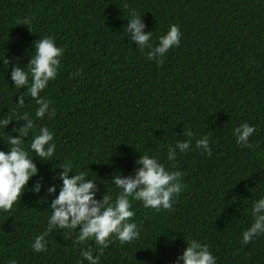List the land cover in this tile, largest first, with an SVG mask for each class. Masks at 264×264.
I'll use <instances>...</instances> for the list:
<instances>
[{"label":"trees","instance_id":"1","mask_svg":"<svg viewBox=\"0 0 264 264\" xmlns=\"http://www.w3.org/2000/svg\"><path fill=\"white\" fill-rule=\"evenodd\" d=\"M133 9L153 46L170 25L179 26V44L159 63L125 32ZM45 36L63 54L55 79L38 94L48 99L49 112L36 118L38 106L10 74L12 66L27 65L34 42ZM4 54L0 119L20 118L0 125V150L11 147L8 135L17 136L25 123L22 112L34 124L22 147L28 151L41 126L52 131L56 147L50 161L34 157L37 174L17 204L0 210V264H77L89 248L99 264H174L190 239L206 244L216 264H264V234L242 243L252 202L264 195V0H0ZM21 96L25 103L17 107ZM245 121L257 129L252 148L237 145L232 134ZM202 135L211 155L195 146ZM186 139L189 150L168 161L169 146ZM144 154L179 169L184 187L169 209L131 201L137 239L121 243L113 236L101 249L93 239L76 241L77 230L45 233L55 195L47 189L59 190L58 166L85 171L100 199L104 191L115 194L111 176L133 175ZM37 183L40 191H31ZM40 234L46 248L34 252L31 242Z\"/></svg>","mask_w":264,"mask_h":264},{"label":"clouds","instance_id":"2","mask_svg":"<svg viewBox=\"0 0 264 264\" xmlns=\"http://www.w3.org/2000/svg\"><path fill=\"white\" fill-rule=\"evenodd\" d=\"M23 23L27 24V20ZM145 25L141 16L130 10V18L127 19L125 32L130 34L131 41L143 50L149 48L146 53L149 59L161 57L170 47H175L180 42L181 32L179 26L172 24L168 30L157 37V43L149 44L152 32L143 31ZM34 53L24 68L12 66L11 80L16 88H25L28 95L33 98L38 106L34 116L42 118L49 112V101L46 97L38 95L44 90L48 82L55 79L60 64V57L63 49L55 45L53 38L45 36L36 40L33 44ZM0 62L7 64L5 57H0ZM27 68V71L25 70ZM80 74L78 69L76 75ZM29 77L31 78L29 81ZM25 103L24 96L18 98L17 107ZM25 123L17 129V136H9L8 143L11 145L7 151L0 150V210L7 211L17 204L25 190L28 181L37 174L38 168L34 157L41 161H50L54 155L55 143L53 133L47 126H41L38 132L32 133L28 154L22 144L25 136H28L33 129V119L27 113H21ZM0 119V125H8L10 121L19 119ZM254 125L243 122L232 129V134L237 145L252 148L249 137L256 131ZM194 132L191 128L185 127V136L192 138ZM190 139L183 142L176 141L169 146L167 160L174 161L177 151L184 152L190 148ZM195 146L205 154L211 155L212 149L209 145V137L202 135L195 140ZM259 155L264 156V153ZM136 163L139 165L133 175L116 173L109 180L115 194L103 192L100 199H96L99 191L97 183L86 178L85 171L73 172L71 164L58 166L62 169L58 177L61 181L57 192V185L48 187L49 194H55L48 208L50 214L47 217L45 233L54 227L61 229L77 230L76 241L84 242L93 239L96 244L106 247L109 238L113 237L121 243L131 242L140 235L139 228L134 220L135 215L131 207V201H140L144 208H152L159 211L161 208L169 209L175 202L174 197L183 189L181 182L183 173L177 170L166 169L156 157L148 154L138 155ZM41 185L35 184L31 191L39 192ZM131 198V199H130ZM251 224L242 231V243L247 244L253 238L264 234V195L255 199L251 205ZM45 235H36L31 242L34 252H40L46 248ZM81 260L77 264H99L100 257L94 256L91 249H81ZM8 264H17L15 259H9ZM174 264H216V257L208 250L206 244L190 239L180 255L177 256Z\"/></svg>","mask_w":264,"mask_h":264}]
</instances>
